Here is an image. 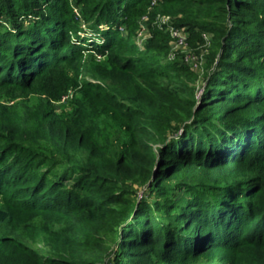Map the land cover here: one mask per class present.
<instances>
[{
  "label": "trees",
  "instance_id": "1",
  "mask_svg": "<svg viewBox=\"0 0 264 264\" xmlns=\"http://www.w3.org/2000/svg\"><path fill=\"white\" fill-rule=\"evenodd\" d=\"M0 225V264H264V0H0Z\"/></svg>",
  "mask_w": 264,
  "mask_h": 264
},
{
  "label": "rangeland",
  "instance_id": "2",
  "mask_svg": "<svg viewBox=\"0 0 264 264\" xmlns=\"http://www.w3.org/2000/svg\"><path fill=\"white\" fill-rule=\"evenodd\" d=\"M79 9L74 8V12L77 13ZM78 14V13H77ZM163 15H170V23L174 24L175 18L170 14L166 12H158L157 15L153 18L152 20V25H155L156 28L159 29V31L164 32L168 34V50H167V58L169 60L173 59H179V60H184L185 57H190V60L193 58H196L199 60V65L197 68H192L196 70V73L198 75L197 81H196V90L197 94L199 96V99L205 92V83H206V77L204 76V73H201V66L204 64L205 61V50L203 49V45L197 44L195 47H193L188 40L186 39V45L178 48L175 55L171 56L170 52L173 50V44H172V38L169 35L168 30L166 29V23H163L162 16ZM142 22V23H141ZM141 23V28L138 37L136 38L137 45L140 50L144 48V45L148 42L150 38L153 37V34H151L149 28V17H142L140 19L139 24ZM83 30L80 31L81 35H90L91 32L87 29L86 24L84 22L82 23ZM83 63H82V68L79 73V86L84 82V81H97L94 78V75L92 73V68L93 65L97 62H100L104 59V56H99L91 52V50H85L84 56H83ZM74 92L73 88L68 89L67 95L62 96L60 100L54 101L53 106L54 110L58 113H63L67 112L71 108V104L69 103L68 99L71 97L72 93ZM68 97V99H67ZM37 99V96L35 94H31L29 96V102L33 103ZM9 232L5 227L0 225V237L7 235ZM22 241L25 242L26 244L32 246L33 248L37 249L38 251L47 253L49 252L51 248V242L53 241V237L50 236L49 234H41L38 235L36 234L34 238H29L26 236H23Z\"/></svg>",
  "mask_w": 264,
  "mask_h": 264
},
{
  "label": "built area",
  "instance_id": "3",
  "mask_svg": "<svg viewBox=\"0 0 264 264\" xmlns=\"http://www.w3.org/2000/svg\"><path fill=\"white\" fill-rule=\"evenodd\" d=\"M156 0H152V3H154ZM171 16L170 15H163L162 16V22L166 23V29L169 32L170 37L172 38V44H173V50L170 52V55H175L178 48H181L186 45V39H187V33L183 27H178L172 23H170ZM141 28V27H140ZM140 32V30H139ZM138 32V35H140ZM184 61L191 66L192 68H197L199 65V60L196 58H193L190 60V57H185ZM201 65V64H200ZM199 65V66H200Z\"/></svg>",
  "mask_w": 264,
  "mask_h": 264
}]
</instances>
